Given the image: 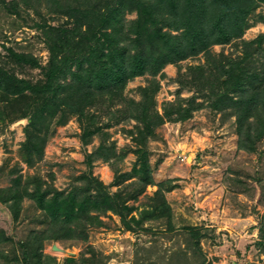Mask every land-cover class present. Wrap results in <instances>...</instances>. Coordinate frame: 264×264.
Instances as JSON below:
<instances>
[{
    "label": "trees",
    "instance_id": "trees-1",
    "mask_svg": "<svg viewBox=\"0 0 264 264\" xmlns=\"http://www.w3.org/2000/svg\"><path fill=\"white\" fill-rule=\"evenodd\" d=\"M261 3L264 0H0L3 9L25 21L29 19L22 12L34 10L40 19L34 20L32 27L39 31L49 51L45 65L32 52H19L13 46L6 47L7 54H0V123L28 118L24 145L33 153L43 150L46 133L59 112L63 122L70 114L76 115L84 145L95 134H102L105 137L98 155L105 156L104 160L110 156L123 159L126 151L118 153L115 141H108V133L89 108L105 95L110 105L116 100L128 102L120 110L123 119L134 121L128 133L137 146L131 151L143 159V164L133 171L144 181L138 188L134 179L125 189L124 183L134 175L122 173L113 181L117 190L110 191V185L91 169L93 152L87 158L90 172L79 177L83 184L74 185L67 193L49 182L43 187L45 180L39 176L30 182L32 191L28 184L22 189L0 187V202L9 207L15 221L22 212L23 199L29 197L42 210L39 220L47 223L27 240L18 241L21 259L0 250V264H57L56 257L44 252L45 241H86L88 227L103 223V212L118 215L129 231L147 230V222L156 219H166L167 228L174 230L173 210L164 192L172 189V181H154L150 169L145 168L147 152L143 145L158 126L189 119L206 100L215 110L235 113L239 148L256 151L257 140L264 136V65L254 59L261 52L258 42L264 35L253 40L243 35ZM44 4L52 16L41 13ZM134 12L136 18L127 19L126 14ZM234 40H240L235 41L238 48L242 46L238 57L215 54L211 49ZM199 54L205 56L206 64L192 65L186 73L179 68L181 87L195 89L198 95L188 103L182 98L166 102L160 112L155 100L159 83L154 78L151 84L139 86V100L124 96L130 79L147 73L157 75L166 65ZM25 67L42 68V77L33 80L20 76L18 71ZM201 96L203 100L198 101ZM110 114L107 126L115 118L113 112ZM145 184L155 185L157 190L154 201L139 210L129 202L144 192ZM199 235L194 232L196 238ZM7 241L14 239L0 230V245ZM94 255L82 257L79 263L77 257L68 256L63 264H93Z\"/></svg>",
    "mask_w": 264,
    "mask_h": 264
},
{
    "label": "rangeland",
    "instance_id": "rangeland-1",
    "mask_svg": "<svg viewBox=\"0 0 264 264\" xmlns=\"http://www.w3.org/2000/svg\"><path fill=\"white\" fill-rule=\"evenodd\" d=\"M28 13L22 12L23 17L29 19L25 21L0 6V54H7L6 47L13 46L19 52H32L45 65L49 51L40 40L39 31L31 24L40 17L34 10H28ZM41 13L53 15L45 4ZM136 16L135 12L126 14L130 20ZM261 16H264V3L250 17V27L243 35L245 39L253 40L264 35ZM235 41L240 40L216 44L211 49L215 54L224 52L235 58L242 53V46L238 48ZM258 44L261 52L254 60L263 66L264 39ZM205 62V56L199 54L178 64H168L157 75L147 73L134 77L125 86L124 96L139 100V86L151 84L154 78L159 83L155 100L160 112H163L166 102L182 98L184 104L188 103L198 95L195 89L181 87L179 68L186 73L188 67L204 65ZM18 73L35 80L42 77V68L25 67ZM197 100L202 101L203 97ZM122 102L116 100L110 105L105 95L89 109L98 116L99 124L109 135L108 141H115L118 153L126 151L123 159L110 156L104 160L105 156L98 155V146L105 137L102 134H95L84 145L80 138V120L76 115L70 114L63 122L59 112L46 133L43 150L33 153L24 145L28 118L10 124L0 123V187L22 189L28 184L32 191L34 187L30 182L34 176H39L45 180L43 187L49 182L67 193L74 185L83 184L79 177L91 169L94 175L110 185V191L117 190L118 186L113 181L122 173L134 175L123 188H128L134 179L139 182L138 188L142 187L141 175L133 170L142 167L143 159L139 160L131 151L137 146L128 133L134 121L122 118L120 109L128 103ZM110 112L115 114V118L107 126L105 123ZM238 139L235 113L215 110L208 100L189 119L161 124L143 145L147 152L145 168L150 169L155 182L172 181V189L164 192L173 210L175 229L167 228L166 219H156L147 222V230L133 232L124 227L118 215L103 212V223L88 227L89 238L86 241H45L44 252L56 257L57 264H63L68 256L77 257L79 263L82 257H89L93 252V264H264V136L257 140L254 152L240 149ZM93 152V167L90 169L87 158ZM28 158L32 161L29 162ZM156 190L157 186L145 184L144 192L129 203L140 210L154 201L152 196ZM28 198L22 201V212L17 221L10 214L9 207L0 202V230L14 239L2 243L0 250L10 257L17 254L21 259L23 251L18 241L27 240L32 233L47 226L46 221L39 220L42 210L36 200ZM194 232H199L198 238ZM55 243L64 251L54 250L52 245Z\"/></svg>",
    "mask_w": 264,
    "mask_h": 264
},
{
    "label": "water",
    "instance_id": "water-1",
    "mask_svg": "<svg viewBox=\"0 0 264 264\" xmlns=\"http://www.w3.org/2000/svg\"><path fill=\"white\" fill-rule=\"evenodd\" d=\"M58 245L55 243V244H53L52 245V248L54 249V250H63L64 251V249L63 248H61V247H57ZM71 254H73L72 252H71Z\"/></svg>",
    "mask_w": 264,
    "mask_h": 264
},
{
    "label": "bare ground",
    "instance_id": "bare-ground-1",
    "mask_svg": "<svg viewBox=\"0 0 264 264\" xmlns=\"http://www.w3.org/2000/svg\"><path fill=\"white\" fill-rule=\"evenodd\" d=\"M58 246H59V245H58ZM58 246H57V247H58ZM59 247H61V246H59ZM61 248H62V247H61ZM58 251H63V250H58Z\"/></svg>",
    "mask_w": 264,
    "mask_h": 264
}]
</instances>
